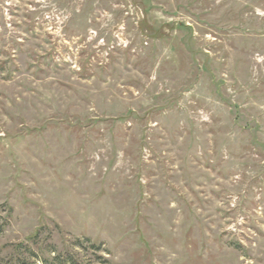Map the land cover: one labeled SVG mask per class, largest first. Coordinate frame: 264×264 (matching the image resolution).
Instances as JSON below:
<instances>
[{
  "label": "rangeland",
  "instance_id": "374dc122",
  "mask_svg": "<svg viewBox=\"0 0 264 264\" xmlns=\"http://www.w3.org/2000/svg\"><path fill=\"white\" fill-rule=\"evenodd\" d=\"M0 264H264V0H0Z\"/></svg>",
  "mask_w": 264,
  "mask_h": 264
}]
</instances>
